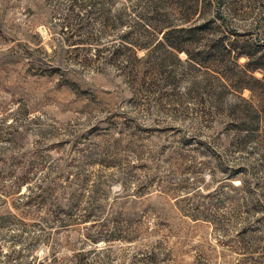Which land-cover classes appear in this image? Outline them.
I'll list each match as a JSON object with an SVG mask.
<instances>
[{"label":"rangeland","instance_id":"1","mask_svg":"<svg viewBox=\"0 0 264 264\" xmlns=\"http://www.w3.org/2000/svg\"><path fill=\"white\" fill-rule=\"evenodd\" d=\"M223 1L0 0V264H264V0Z\"/></svg>","mask_w":264,"mask_h":264},{"label":"trees","instance_id":"2","mask_svg":"<svg viewBox=\"0 0 264 264\" xmlns=\"http://www.w3.org/2000/svg\"><path fill=\"white\" fill-rule=\"evenodd\" d=\"M217 2H218V4L219 5H222L223 4V0H216ZM264 13V12H263ZM263 19H264V17H263ZM192 20V17L191 18H189V21H191ZM194 23V22H193ZM207 26H208V24H207ZM198 26H196V25H191L190 26V28H188L189 30H191V31H194V30H196V28H197ZM175 31L176 30H174V29H169L168 31H166L165 33H164V37L162 38V39H165V37H166V39H168L169 41H170V46H172L174 49H176V50H182L183 48H185V46H183V44H185L186 43V41L183 43V44H181L179 41H178V36H176L174 33H175ZM170 35H173V36H171L172 38H169V36ZM173 39H175V41H173ZM222 47H225L224 45L223 46H221V48ZM226 48V47H225ZM249 48H251V47H249ZM257 50L256 51H260V49L259 48H256ZM229 51L231 52V49H229ZM256 51L254 52V49H251L250 51L249 50H247V49H245V47H244V49L243 50H240L239 52H238V56H241V55H246V56H249L250 57V62L252 61L253 63L252 64H254L253 65V70H255V69H259V68H262V65H261V63L260 62H257V61H255V57H253L255 54H256ZM263 58H264V55H260V57H258V61L260 60H263ZM247 86V83H245L244 84V87H246Z\"/></svg>","mask_w":264,"mask_h":264}]
</instances>
